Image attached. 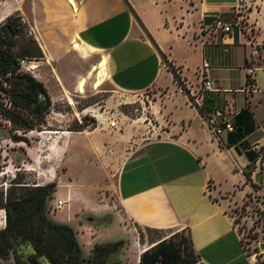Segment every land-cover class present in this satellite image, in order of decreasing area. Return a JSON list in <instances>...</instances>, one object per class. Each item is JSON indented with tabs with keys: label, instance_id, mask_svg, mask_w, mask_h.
I'll use <instances>...</instances> for the list:
<instances>
[{
	"label": "crops",
	"instance_id": "0c3cea01",
	"mask_svg": "<svg viewBox=\"0 0 264 264\" xmlns=\"http://www.w3.org/2000/svg\"><path fill=\"white\" fill-rule=\"evenodd\" d=\"M257 1L258 7L245 14L244 29L235 26L223 34L214 29V20L221 15L234 21L237 0H30L35 35L44 63L51 66L50 72L38 68L36 75L46 88L67 94L77 80L67 66L88 53L101 58L90 74L100 73L104 80L107 70L115 91L137 96L153 90L156 96L151 112L161 124L160 136L134 137L132 129L122 133L121 139L133 143L126 144L118 172L107 170L113 197L106 194L91 205L71 207L67 222L85 218L75 229L82 247L91 251L100 242L104 235L94 215L111 211L124 229L123 217L137 225L190 229L204 264H250L230 211L242 208L245 219H254L255 209L264 212V170L254 173L253 150L255 143L264 146V0ZM162 53L189 93L179 86ZM205 60L219 89L212 93L214 99L230 100L238 110L236 130L218 141L195 105ZM251 65L258 91L246 94L240 89ZM68 136L60 134L63 140L51 142L57 144L55 151L68 152Z\"/></svg>",
	"mask_w": 264,
	"mask_h": 264
},
{
	"label": "rangeland",
	"instance_id": "374dc122",
	"mask_svg": "<svg viewBox=\"0 0 264 264\" xmlns=\"http://www.w3.org/2000/svg\"><path fill=\"white\" fill-rule=\"evenodd\" d=\"M29 3L30 0H0V11L6 9L10 12L8 17L0 21V30L9 17L13 18L12 25L16 24L18 27V32L12 39L5 43L0 41V50L9 54L13 60L27 59L32 65L36 62V66L33 67L35 73L20 65L21 72L36 77L39 69L50 72L51 66L44 63L43 49L36 35H30L28 32L30 27H34L30 19ZM1 32L4 34L3 30ZM86 56L85 61L76 58L67 66L70 76L77 77L67 94L62 89L49 85L47 90L52 101L50 109L45 111L41 118L25 113L34 129L20 127L0 112V232L7 229V212L3 207L9 200H16L29 194L37 186L50 183H56L57 189L52 199L47 201V215L60 223L70 225L75 231L79 220L85 218L81 215L78 220L67 222L72 205L76 209L81 203L90 205L96 203L99 197L105 198L106 194L113 197L114 191L107 187L109 181L107 170L113 171L114 175L118 172V166L125 158L124 150L129 147L126 144L133 143V140L121 139L122 133L132 129L136 130L134 137L150 139L154 136L150 132L151 125L147 124V120L152 119L154 125H161L151 112V103L156 98L153 90H147L137 96L120 94L115 91L107 70L103 84L95 87L99 77L95 72L90 74V70L101 58L89 57L88 53ZM78 71L84 72L77 76ZM189 75L195 76L193 68ZM84 77H87L86 84L84 91H81L78 82ZM5 85L10 89L9 84ZM261 91H264V86ZM4 102L7 107L14 108L7 97ZM92 113L98 117L112 116L113 120L118 121V128L111 129L106 122L93 117ZM83 122L89 125L82 128ZM62 131H69L68 135L72 136L66 154L55 151L57 144L51 145L52 141L57 143L63 140L58 138L62 133H57ZM14 135L22 136L25 140L15 141ZM27 151H31L35 156L28 155ZM74 193L80 195L79 200L74 199ZM59 198L67 201L61 209L56 208ZM255 211L258 212L254 219H245L243 217L245 212L243 213L240 207L233 208L230 214L249 252H261L260 259L264 263V248L261 247L264 244V212L257 209ZM94 216L97 219L96 226L104 235L98 244L125 241V245L115 256L122 264H139L138 256L153 241L178 231L175 227L137 225L123 217L122 222L128 227L124 229L119 217L111 211ZM12 229L17 232V236L22 237L23 244L28 241L23 235L25 230L17 226H13ZM132 233L135 234V238ZM7 248V254L0 260V264H21V256L15 255L12 248L8 246ZM83 251L85 254L90 252L84 247Z\"/></svg>",
	"mask_w": 264,
	"mask_h": 264
},
{
	"label": "trees",
	"instance_id": "16d2710c",
	"mask_svg": "<svg viewBox=\"0 0 264 264\" xmlns=\"http://www.w3.org/2000/svg\"><path fill=\"white\" fill-rule=\"evenodd\" d=\"M12 21L13 18L9 17L3 25L4 34L0 30V41L3 43L12 39L18 32L17 25H12ZM162 57L173 72L179 86L189 93L176 69L168 62L163 53ZM19 62L0 50V112L12 123L32 130L34 127L25 113L41 118L43 113L50 109L52 101L44 83L30 73L21 72ZM5 84H9L10 89ZM5 97L11 101L13 109L10 108L11 106L5 105ZM211 102H215V99H206L204 101L206 107L194 104L204 115L205 109L208 108L207 105ZM88 125L87 122H83L81 126L86 128ZM13 138L15 141L25 140L22 136L17 135H14ZM56 189V183L37 186L29 194L16 200H9L3 207L7 212L8 225L6 228L17 226L25 230L24 237L34 244L40 255L47 256L54 264H122L115 256L125 245L124 240L97 243L89 254H85L74 229L47 215V201L52 199ZM241 242L248 250L242 237ZM139 264L204 263L194 245L190 229L185 228L153 241L140 253Z\"/></svg>",
	"mask_w": 264,
	"mask_h": 264
},
{
	"label": "built area",
	"instance_id": "2783aa9c",
	"mask_svg": "<svg viewBox=\"0 0 264 264\" xmlns=\"http://www.w3.org/2000/svg\"><path fill=\"white\" fill-rule=\"evenodd\" d=\"M257 2V0H237V3L232 9L234 21H228L223 16L219 15L214 20V29L222 32L223 34H230L231 32H233L235 26L241 28V30L244 29V27L247 26V18L245 17V14L249 13L253 9H256L258 7ZM28 32L30 35L35 36L34 27H30ZM19 63L20 65H22V68L26 67L30 71L34 70L31 68L32 62L27 59H21ZM210 67L211 64L205 60L201 69L203 85L195 99V103L198 106L206 107V105H204V101L208 98L214 99L212 93L219 91V89H216L215 87V81L208 76V69ZM246 69L249 80H247L246 85L244 86V88L240 89V91L245 92L246 94H254L258 91L257 87L255 86L254 79L252 78V74L254 73L255 68L251 65L247 66ZM214 103L215 104L212 107H208L206 109L204 120L213 136V139L218 141L223 134L231 133L236 130L234 119L238 113V110L235 104L227 99H216ZM92 115L93 117H96V119H101L102 122H106L111 128H118L119 126L118 121L113 120L112 116L101 115L99 116L101 118H99L97 114L92 113ZM147 119L148 118H146V120ZM147 121V124L151 125L150 132H152V135L154 137L160 136L158 127L153 124L152 119H148ZM253 150L257 154L254 173L261 172L264 170V146L261 143H255L253 145ZM66 203V200L58 199L56 202V208L61 209ZM243 247L247 252L250 264H264L260 259L261 252H249L245 244Z\"/></svg>",
	"mask_w": 264,
	"mask_h": 264
},
{
	"label": "flooded vegetation",
	"instance_id": "af4514ba",
	"mask_svg": "<svg viewBox=\"0 0 264 264\" xmlns=\"http://www.w3.org/2000/svg\"><path fill=\"white\" fill-rule=\"evenodd\" d=\"M8 247L13 249L15 255H20L21 264H42L39 258L40 255L33 243L27 241L22 243V237L17 236V232L11 228L0 232V260L7 254ZM33 248V253L29 252V248ZM54 264V263H53Z\"/></svg>",
	"mask_w": 264,
	"mask_h": 264
},
{
	"label": "bare ground",
	"instance_id": "6f19581e",
	"mask_svg": "<svg viewBox=\"0 0 264 264\" xmlns=\"http://www.w3.org/2000/svg\"><path fill=\"white\" fill-rule=\"evenodd\" d=\"M9 15H10V12L8 10H6V9L1 10L0 11V21H3ZM74 45L77 46V47H80L79 43H75ZM35 64H36V62H33V65L31 66L32 69H33L34 66H36ZM96 74L99 77V79L96 81L95 87H98V86L102 85V83H103V76H101L100 73L99 74L96 73ZM86 78L87 77L81 79L80 82H79L78 86H79L81 91H84V87H85V84H86ZM57 133H62L61 135L67 136L68 138H69L68 134H70L69 131H63V132H57Z\"/></svg>",
	"mask_w": 264,
	"mask_h": 264
},
{
	"label": "water",
	"instance_id": "95a60500",
	"mask_svg": "<svg viewBox=\"0 0 264 264\" xmlns=\"http://www.w3.org/2000/svg\"><path fill=\"white\" fill-rule=\"evenodd\" d=\"M261 247L264 248V244ZM28 250H29L30 253H33L34 252L32 247L29 248ZM39 260L42 262V264H53V262L47 256H45V255L41 256L39 258Z\"/></svg>",
	"mask_w": 264,
	"mask_h": 264
}]
</instances>
